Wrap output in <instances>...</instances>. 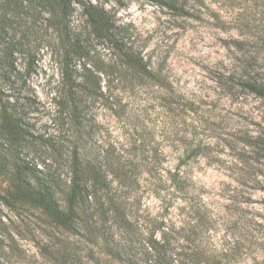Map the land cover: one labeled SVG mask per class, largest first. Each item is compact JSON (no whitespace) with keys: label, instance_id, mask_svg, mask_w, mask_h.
<instances>
[{"label":"trees","instance_id":"trees-1","mask_svg":"<svg viewBox=\"0 0 264 264\" xmlns=\"http://www.w3.org/2000/svg\"><path fill=\"white\" fill-rule=\"evenodd\" d=\"M45 1L56 10L54 20L60 21L58 45L54 47L48 38L47 28H29L19 39L8 40L0 49V60L10 58L17 49L25 54L29 68L38 45L45 43L60 51L62 89H55L51 98L56 130L34 134L24 111L31 101L18 93L3 101L5 108L2 105L1 109L7 116L0 115V138L11 144L12 140L26 141L32 155L43 157L42 165H22L13 152L14 182L56 227L77 237V250L85 259L81 264H99L100 260L104 264H236L251 250L264 256V225L256 216L246 215L242 205L231 222L238 235L210 247L205 238L213 221L194 183L179 164L165 165L167 156L160 148L163 139L145 142L134 136L132 123L138 119L141 100L144 105L155 104L160 114L181 108L192 132L181 140L185 147L178 160L192 148L200 152L202 146L207 147L201 139L202 129L212 118L202 99L173 89L164 63L147 55L126 26L118 25L102 6L88 0ZM151 1L173 10L172 5L181 1L178 10L184 12L187 0ZM75 8L83 20L73 27L67 21ZM211 70L216 88L253 94L264 101V81L248 67L220 62ZM100 116L107 120L101 121ZM109 122L114 125L110 127ZM117 125L126 130L133 127V136L116 137L112 130ZM179 140L168 144L173 147ZM256 140L261 143L251 147L264 154V140ZM10 150H15L13 145ZM146 190L161 200L165 213L174 204L175 219L143 208Z\"/></svg>","mask_w":264,"mask_h":264},{"label":"rangeland","instance_id":"rangeland-1","mask_svg":"<svg viewBox=\"0 0 264 264\" xmlns=\"http://www.w3.org/2000/svg\"><path fill=\"white\" fill-rule=\"evenodd\" d=\"M88 1L106 9L118 25L126 26L147 55L164 63L173 89L202 99L203 107L212 115L201 132L207 147L183 153L181 162L182 141L192 132L190 119L181 108L160 114L155 104L144 105L141 100L138 119L132 123L136 127L134 136L140 141L163 139L160 148L167 156L165 165L172 168L179 164L180 171L194 183L205 202L206 215L213 221L205 238L210 247L238 235H234L231 222L241 205L246 215L256 216L264 225V154L251 147L261 143L256 139L264 140V101L253 94L216 88L211 73L220 62H238L264 81V0H187L184 12L178 10L181 1L172 5L176 10L151 0H123L121 4L116 0ZM75 9L67 21L73 27L83 20L80 10ZM54 10L45 0H0V49L29 28H47L48 38L56 47L60 21L54 20ZM36 51L29 68L25 54L17 49L10 58L0 60V115L7 116L1 109L2 105L5 108L3 101L10 99L7 96L20 93L31 101L24 109L33 125L31 131L42 134L56 130V108L51 98L55 89H62L60 51L45 43ZM100 120L107 119L100 116ZM111 125L114 123L109 122ZM132 130L117 125L112 133L118 138L130 137ZM167 139L180 140L170 147ZM12 142L0 138V264H81L85 259L77 250V237L56 227L14 182L13 152L22 165L40 164L43 157L32 155L26 141ZM141 204L151 214H164L167 219L173 220L177 214L174 204L165 213L161 200L151 190L144 192ZM260 255L257 250L245 252L236 264H264ZM102 261L99 264H104Z\"/></svg>","mask_w":264,"mask_h":264}]
</instances>
